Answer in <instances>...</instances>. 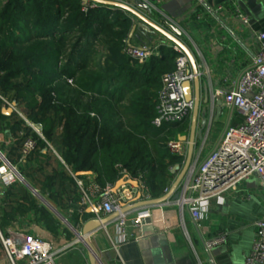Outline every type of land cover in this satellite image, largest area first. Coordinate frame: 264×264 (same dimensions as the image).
Segmentation results:
<instances>
[{
    "label": "trees",
    "instance_id": "trees-1",
    "mask_svg": "<svg viewBox=\"0 0 264 264\" xmlns=\"http://www.w3.org/2000/svg\"><path fill=\"white\" fill-rule=\"evenodd\" d=\"M85 4L83 0H0V91L6 100L16 102L28 120L43 125L45 139L72 173L94 174L91 187L98 198L107 184L115 185L124 175L141 183L143 194L157 198L173 181L176 171L172 170L183 159L172 155L166 144L155 143L151 148L148 142L171 126L178 130L170 138L175 139L190 121L162 128L152 124L158 91L164 76L175 71L178 53L161 45L157 56L148 61L130 58L123 52L132 28L125 12L90 3L84 11ZM104 34L106 40L101 38ZM99 40L111 47L109 54L115 55L116 61L104 58L103 62H89L96 52L88 53L87 49ZM64 50L69 54L62 67L64 78L82 94L93 92L104 98L108 106L92 105L79 111L62 92L52 88ZM11 130L19 145L25 136H36L22 118ZM38 143L35 153L46 150L49 154L48 144L43 139ZM6 157L14 162L20 154L12 149ZM60 166L54 185L71 192L75 182ZM50 176H46L48 184L52 183ZM85 191L90 192L88 186ZM14 196L7 195V216L25 212L23 205L13 207L17 202ZM22 196L49 224L55 222L31 196ZM86 217L81 212L76 221L81 223ZM0 229L4 230L2 223Z\"/></svg>",
    "mask_w": 264,
    "mask_h": 264
},
{
    "label": "crops",
    "instance_id": "crops-1",
    "mask_svg": "<svg viewBox=\"0 0 264 264\" xmlns=\"http://www.w3.org/2000/svg\"><path fill=\"white\" fill-rule=\"evenodd\" d=\"M120 1L136 6L161 25L168 27L166 21H171L181 30V39L195 56L202 73L203 99L211 101V94L217 89L232 90L242 72L252 65L253 57L261 46L256 36L257 33H264V0H143L150 6V12L138 7L136 0ZM240 15H244L248 22L243 21ZM126 41L132 45H162L174 49L169 40L159 35L143 36L138 31L131 39L128 36ZM0 103L2 109L5 103L2 99ZM15 113L5 115L2 112L4 116H0V151L5 156L12 149L19 152L20 145L11 130L18 121ZM205 119L206 125L203 127ZM242 121V115L235 109L222 104L217 112V104L214 107L210 102L203 104L197 126L202 137L196 140L193 161L202 162L217 146L225 129ZM215 124L220 127L219 133L211 136ZM189 130L190 121L177 138L188 135ZM13 156L16 158V155ZM12 163L18 164L23 179L13 187L0 183V223L3 224V232L22 231L49 240L56 248L66 247L57 257V264H84L88 248L76 230H81L83 224L94 218L95 214L86 212L89 206H85L82 212L87 217L81 223L76 221L81 213L84 194L60 154L58 156L52 150L47 154L43 150V154L35 153L29 160L20 162L19 158ZM60 163L75 182L71 192L62 191V188L59 190L54 185L57 179L54 174L60 172ZM48 175H51L50 184L46 181ZM93 177L94 174L85 175L82 179L90 189L89 193L86 192L88 197L96 201L98 196L91 187ZM8 194H15L13 198L17 202L13 207L23 205L24 213L7 216L5 210L10 204L7 202ZM24 194L36 202V194L46 199L49 206L38 203L37 207L45 208L55 222L49 224L40 211L35 207L30 208V200H25ZM146 198L152 197L142 194V199ZM167 210L171 211L169 217L157 216L155 231H147L148 234L138 240L122 242L114 222L93 232L90 241L98 263L211 264V257L214 264H245L255 237L254 223L264 218V188L259 178L252 176L242 181L237 189L227 191L221 200L211 199L204 204L199 220L195 221L186 212L181 225L176 209L169 207ZM219 235H224L226 241L208 249L206 242ZM2 248L0 243V264H10Z\"/></svg>",
    "mask_w": 264,
    "mask_h": 264
},
{
    "label": "built area",
    "instance_id": "built-area-1",
    "mask_svg": "<svg viewBox=\"0 0 264 264\" xmlns=\"http://www.w3.org/2000/svg\"><path fill=\"white\" fill-rule=\"evenodd\" d=\"M87 5L85 4L84 11L87 10ZM240 18L248 22L244 15H240ZM166 22L167 26H175L171 21ZM256 37L261 46L253 57L252 65L242 72L232 90L217 89L212 92L211 101L209 100L213 107L220 100L224 106L235 109L242 115L243 121L227 127L217 146L202 162L192 160L178 186L177 198L123 212V208L136 202L138 192L143 194L141 183L138 182L137 189L130 184H125L116 191H114L115 185L107 184L99 198L92 201L85 191L83 179L76 177L70 171L77 186L84 194L81 201V212L85 206L92 207L94 218L98 219L117 213L118 216L105 226L114 222L120 240L125 242L146 236L148 232H144L143 227L148 224L154 226L157 216L169 217L171 211H166L169 207L176 209L181 225L186 212L195 221L199 220L204 204L211 199L221 200L227 191L237 189L242 181L252 176L259 178L264 188V33H257ZM159 48L160 45H132L126 41L123 51L130 58L145 62L157 56ZM174 50L178 53L176 69L164 76L162 86L158 91L156 115L152 120L155 128L185 122L191 117L193 111V101L185 98L182 86L184 81L193 79V74L187 73L189 61L177 46ZM0 99L6 107H12V103L1 95ZM13 109L23 117L36 134V136L24 137L19 147L20 162L26 161L39 149V139H43L59 156L54 146L45 139L43 125L28 120L18 107ZM187 147L188 143L178 138L167 142L169 152L183 160L186 158ZM122 178L132 179L128 175ZM22 179L18 164L10 162L0 151V183L10 187ZM172 182L164 189L163 195L168 192ZM254 225L256 227L255 237L251 250L246 256L245 264H264V218L257 220ZM80 239L82 240V237ZM225 241L226 237L219 235L211 237L205 245L209 249ZM0 242L10 264H57V257L66 249V247L56 248L51 241L22 231L3 232L0 229Z\"/></svg>",
    "mask_w": 264,
    "mask_h": 264
},
{
    "label": "water",
    "instance_id": "water-1",
    "mask_svg": "<svg viewBox=\"0 0 264 264\" xmlns=\"http://www.w3.org/2000/svg\"><path fill=\"white\" fill-rule=\"evenodd\" d=\"M86 4H92L93 7H99V6H108L111 9H120L125 12L126 17L131 20L132 22V28L131 32L129 34V39L135 34L136 31L141 33V35L146 36L147 34L152 35H159L164 39L169 40L173 47H178L181 49L183 54L186 55L189 61V67L187 69V73L193 74V79L186 80L183 82V90L185 94V98L188 101H193V111L191 115L190 120V130L188 135H181L178 138L182 141H186L188 143L187 147V154L186 158L184 160L183 165L176 164L173 168V172L176 170H179L174 181L172 182L169 190L164 195L157 197V198H148V199H142V193L138 192L136 196V202L133 204L126 206L123 208V212H127L129 210L141 208L144 206H152L161 204L168 199H176L178 196V186L180 182L182 181L183 177L185 176L189 166L192 163L194 152H195V143L197 138L202 137L201 131L197 130L198 126V120H199V114L201 111V106L208 105L209 99H203L201 95V78L202 73L199 70V66L197 63V60L191 50L187 47V45L183 42L181 39L182 32L179 28L173 25H169L168 27L161 25L160 23H157L156 21L152 20L148 14L145 12L139 10L134 5L125 3L120 0H83ZM136 4L138 7L143 8L144 10L150 12L151 8L150 6L145 3L143 0H136ZM14 107H17L16 102H12V107H2V112L5 115H11L14 112ZM222 102L220 100L217 101V112L221 110ZM206 125V119L203 122V127ZM92 172H77L75 174L76 177L79 176H85V175H91ZM130 184L133 188H138L139 184L137 180L128 179L124 180L123 178L119 179L117 183L114 186V191H116L118 188L121 187V185ZM96 209V208H95ZM96 211V210H95ZM87 212H94V208L89 207ZM118 216L117 213L111 214L109 216L103 217L101 219L98 218H92L86 221L81 230H76L78 236L82 237V240L84 244L88 248L87 252V260L84 264H99V260L97 258L96 251L90 241V235L98 230L99 228L107 225L109 222L113 221ZM143 231H150L154 232L155 228L153 225L148 224L143 227ZM210 257V254H209ZM211 264H214L212 258L210 257Z\"/></svg>",
    "mask_w": 264,
    "mask_h": 264
},
{
    "label": "rangeland",
    "instance_id": "rangeland-1",
    "mask_svg": "<svg viewBox=\"0 0 264 264\" xmlns=\"http://www.w3.org/2000/svg\"><path fill=\"white\" fill-rule=\"evenodd\" d=\"M26 26H27V24H26ZM29 29H30V25H29ZM68 37L70 38L71 35H68ZM101 38H102V40L107 39L105 34L102 35ZM95 45H96L95 47H90L87 49L88 53L96 52L93 56H91L92 58L88 59L89 62H92V61L96 62V59L101 60L100 62H103L104 58H106L107 60L109 59L111 62L117 60L116 59L117 57L115 55L109 54V51L112 49H111V47H109V45L107 43H104L103 41L99 40V41L95 42ZM22 48H24V47H22ZM96 50H98V51H96ZM80 54L85 56L84 50H81ZM68 56H69L68 50L67 51L64 50L61 54L60 61L58 62V70L59 71L55 75V81L52 85V88L62 92V95H64V99H66L68 102H71L72 104H74L75 108H77L79 111H82L84 108H88L92 105L95 106L96 108L102 107L104 105L108 106V103H106L104 98L100 97L99 95H97L96 93H93V92H87L85 94H82L80 91L76 90L74 88V86H72V82L70 79L66 80L64 78V73H63L62 67L67 63ZM0 95L3 97V94L1 91H0ZM92 113H95V112H92ZM24 117H26V116L24 115ZM19 118H21V117H19V115L17 114V119H19ZM25 124L27 125L26 122H25ZM219 128H220L219 125H216V124L214 126H212L211 136L217 135L219 133ZM175 132H178V130H175V128H173L171 126V128L165 129V132L162 133L159 137H157L156 139H154L152 141H149L148 143L150 144L151 148H153L152 144H155V143H157L159 145H165V144L167 145V142L171 138L172 134ZM153 153H154V151H153ZM36 200H37V203H39V204L43 203V205L49 206L48 203L45 201L46 199L45 200L41 199L39 194H36Z\"/></svg>",
    "mask_w": 264,
    "mask_h": 264
}]
</instances>
